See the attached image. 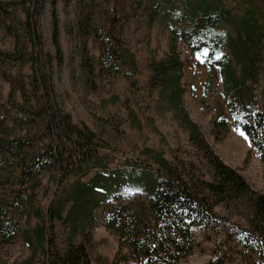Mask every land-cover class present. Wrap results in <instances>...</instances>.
Instances as JSON below:
<instances>
[{
	"label": "trees",
	"instance_id": "1",
	"mask_svg": "<svg viewBox=\"0 0 264 264\" xmlns=\"http://www.w3.org/2000/svg\"><path fill=\"white\" fill-rule=\"evenodd\" d=\"M61 1L75 7L80 68L92 87L99 72L114 75L124 64L129 68L126 78L134 76L135 61L123 46L121 26L142 13L151 23L165 5L171 50L167 57L149 65V86L161 89L181 107L182 65L173 46L176 40L183 41L199 63L219 70L227 113L259 153L264 169V107L256 105L252 90L264 53V9L260 3L242 0L233 8H224L206 0H0V32L13 40L11 51L0 49V81L9 86L8 107L0 105V245L14 240L23 218L34 212L40 215L33 204L41 174L53 171L60 182L67 175L80 178L96 167L106 168L114 152L84 123L74 124L54 98L46 68L53 59L58 66L63 64L56 15ZM47 3L54 57L43 53L39 30V14ZM88 39L98 49L97 62L89 55ZM27 64L32 70L29 81L22 73ZM184 122L191 130L190 142L204 152L209 180L193 174L194 163L184 166L157 158L155 169H151L147 163L126 160L131 176L127 194L138 192L139 196L124 205H108L105 225L118 236L113 259L93 263L84 242L58 250L52 221L60 218L64 208L57 203L40 216L45 224L35 229L44 253L40 264H178L192 250L190 228L202 226L219 232L222 219L213 207L230 200L241 203L248 217L246 228L234 229L237 242L256 255L254 264H264V195L218 158L187 116ZM226 124L222 117L214 122L215 127ZM212 264L224 262L217 258Z\"/></svg>",
	"mask_w": 264,
	"mask_h": 264
},
{
	"label": "rangeland",
	"instance_id": "2",
	"mask_svg": "<svg viewBox=\"0 0 264 264\" xmlns=\"http://www.w3.org/2000/svg\"><path fill=\"white\" fill-rule=\"evenodd\" d=\"M206 1L233 8L242 0ZM252 1L260 3L264 9V0ZM74 13L73 4L65 5L61 1L56 5L63 64L58 66L53 59L46 68L47 74H51L54 98L62 111L70 115L74 124L84 123L102 145L114 152H111L106 168L96 167L80 178L67 175L60 182L53 171L41 174L33 204L41 213L34 212L23 218L14 240L0 245V264H40L44 260L43 247L35 237V229L45 224L40 216L46 215L49 207L57 203L63 204L64 210L60 218L52 221L56 248L61 251L69 244L84 242L93 263L111 261L118 246V236L105 225L108 205H124L139 196L138 192L127 194L131 176L126 160L147 163L151 169H155L157 158L178 165L184 163V166L194 163L193 174L210 179L202 148L189 140L191 130L184 122L185 116L218 158L240 173L249 187L264 195L261 157L244 133L233 125L224 103L219 70L215 66L206 68L191 55L183 41L176 40L173 49L182 65L181 107L168 99L161 89L149 86V65L167 57L171 50L165 5L151 23L142 13L121 26L123 46L135 61L134 76L126 78L125 71L129 68L124 64L120 73L114 75L99 72L93 87L85 82L81 72V44ZM39 15L42 51L54 57L49 3ZM86 44L89 55L97 62V47L89 39ZM0 49H13L12 38L4 32H0ZM22 73L29 81L32 76L30 64L24 66ZM8 89V83L0 81V105L4 107H8ZM252 90L256 105L264 107V53L259 77ZM15 99L20 103L19 94ZM220 117L227 119L225 127L214 126ZM229 144L237 146L227 152L225 147ZM113 194L114 199L109 202ZM213 212L222 219L218 225L220 231L215 233L211 228L191 227L192 250L178 264H212L217 258H222L224 264L258 262L256 255L241 247L234 232L236 226H247L248 217L243 205L238 201H222L213 207Z\"/></svg>",
	"mask_w": 264,
	"mask_h": 264
},
{
	"label": "bare ground",
	"instance_id": "3",
	"mask_svg": "<svg viewBox=\"0 0 264 264\" xmlns=\"http://www.w3.org/2000/svg\"><path fill=\"white\" fill-rule=\"evenodd\" d=\"M236 146H237V145H231V144H229V145H227V146L225 147V150H226L227 152H229V151H233V150L236 148Z\"/></svg>",
	"mask_w": 264,
	"mask_h": 264
}]
</instances>
